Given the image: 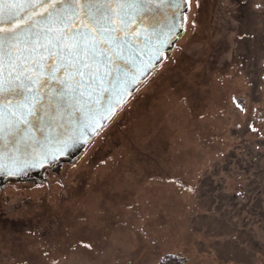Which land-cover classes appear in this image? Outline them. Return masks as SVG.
Here are the masks:
<instances>
[{"label":"rangeland","instance_id":"374dc122","mask_svg":"<svg viewBox=\"0 0 264 264\" xmlns=\"http://www.w3.org/2000/svg\"><path fill=\"white\" fill-rule=\"evenodd\" d=\"M187 16L196 30L180 36L175 63L165 60L76 161L45 171L66 187L53 178L48 192L5 196L0 264H49L45 251L59 264H156L166 252L180 264H264V165L251 186L227 173L220 183L206 162L251 134L233 95L264 111V0H190ZM173 177L194 179L195 195Z\"/></svg>","mask_w":264,"mask_h":264},{"label":"snow or ice","instance_id":"6c2138e0","mask_svg":"<svg viewBox=\"0 0 264 264\" xmlns=\"http://www.w3.org/2000/svg\"><path fill=\"white\" fill-rule=\"evenodd\" d=\"M189 2L0 0V141L5 149L10 146L7 159L18 166L17 154L29 155V167L51 166L59 157L82 151L85 136L98 135L165 60L175 63L170 53L180 36L196 30L187 16ZM260 79L264 82V76ZM231 99L248 117L245 130L253 136V148L264 153V111L249 109L241 96ZM196 119L205 117L197 114ZM230 163L224 147H217L208 164L220 183L226 180L220 171L233 176ZM0 169L21 174L3 163ZM169 182L193 195L198 189L194 179ZM81 246L92 250L91 244ZM44 256L49 264H59L48 251Z\"/></svg>","mask_w":264,"mask_h":264},{"label":"trees","instance_id":"16d2710c","mask_svg":"<svg viewBox=\"0 0 264 264\" xmlns=\"http://www.w3.org/2000/svg\"><path fill=\"white\" fill-rule=\"evenodd\" d=\"M183 132L186 133L187 129H184ZM235 136L233 137L234 138L233 145H238V147H236L237 150L235 148L233 149L231 148V150L230 149L226 150V153L229 156H231V163L228 165V169L229 171L233 173V176H236V175L240 176L245 185L249 184L253 186L255 184H258L257 181L254 182V180L259 179L258 172L262 169V168L260 169V166L264 165V153L256 152L255 149L253 148L254 141H253L252 134H250L249 136H245V137L241 136V139H239L240 135H235ZM227 138H224L222 140L226 143V145H227ZM176 140L177 139H174V141ZM181 142L182 140H178L177 146H180ZM241 149H243V151H240ZM237 158H240L239 167L236 166ZM71 165L72 164H68V168ZM212 173H216V170L214 169ZM219 173H221L224 176L226 174V172H223V171H220ZM214 175H217V174H214ZM53 178L56 181L58 180L60 182V185L61 184L64 185L63 176H58L55 173L51 174L49 180L43 183H40V184L36 183L35 181L23 183V182H17L14 179H11V181L9 182V185L6 187L5 190L0 189V203L2 205L4 204L3 201H4L5 196L14 195L19 192H24L29 196L31 194L42 193L44 191V188H45V191L48 192L49 191L48 184L53 180ZM212 180L214 181V179ZM180 262H181L180 256H178L175 253L166 252L156 264H180Z\"/></svg>","mask_w":264,"mask_h":264},{"label":"water","instance_id":"95a60500","mask_svg":"<svg viewBox=\"0 0 264 264\" xmlns=\"http://www.w3.org/2000/svg\"><path fill=\"white\" fill-rule=\"evenodd\" d=\"M117 113V112H116ZM111 120V119H110ZM108 120L106 124L110 121ZM105 124V126H106ZM104 126V127H105ZM103 127V128H104ZM96 134L89 132L87 136H85L84 140L85 143L83 144V150L77 149L74 152H71L69 155L64 157H59L58 160L51 164V166L46 162L44 164H36L34 167H29L25 161L30 162L31 157L29 155H25L23 157H19V154H17V157L20 158V163L17 166L16 164L11 163L7 159V154L10 149H5L4 144L5 141H0V163H3L4 165H7L8 168H10L13 172L19 171L21 174L19 175H9L7 174V169H0V189L6 188L9 181L11 179H14L17 182H28V181H35L36 183H41L46 181L48 178L45 176L46 169L55 171L57 173L60 172V165L62 162H69L72 163L76 161L82 153L85 151L88 144L95 138Z\"/></svg>","mask_w":264,"mask_h":264}]
</instances>
